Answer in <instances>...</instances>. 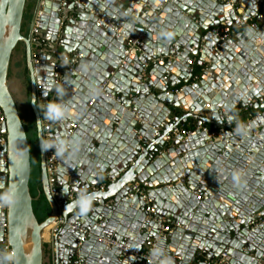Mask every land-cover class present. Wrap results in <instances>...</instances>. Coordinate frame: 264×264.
<instances>
[{
  "label": "water",
  "instance_id": "obj_1",
  "mask_svg": "<svg viewBox=\"0 0 264 264\" xmlns=\"http://www.w3.org/2000/svg\"><path fill=\"white\" fill-rule=\"evenodd\" d=\"M26 5L27 0H0V111L6 136L0 185H15L18 196L14 206L0 208V243L6 224L14 255L4 264L138 263L117 247L108 248L106 239L131 252L153 242L159 255L149 264H207L222 253L227 264H264V104L231 115L264 92V0H45L37 51L22 33ZM214 28L230 37L221 39ZM142 32L140 50L125 55L122 35ZM20 43L49 205L42 221L33 207L31 145L9 82ZM65 55L72 70L60 64ZM191 57L196 58L192 72ZM180 82L181 90L172 92ZM40 102L67 109L63 119L52 121L50 135L67 150L56 198L40 146ZM205 109L210 116L202 115ZM261 111L245 134L236 132L237 120ZM229 117L235 118L229 122ZM187 122L192 135L168 138ZM134 182L144 187L147 200L127 198ZM82 191L96 194L86 213L71 206ZM57 200L67 201L61 215L79 230L65 225L46 243L43 232L59 213ZM147 202L154 213L146 211ZM153 217L180 226L162 237V223ZM84 230L88 234L80 245Z\"/></svg>",
  "mask_w": 264,
  "mask_h": 264
},
{
  "label": "built area",
  "instance_id": "obj_2",
  "mask_svg": "<svg viewBox=\"0 0 264 264\" xmlns=\"http://www.w3.org/2000/svg\"><path fill=\"white\" fill-rule=\"evenodd\" d=\"M165 2H167L168 0H164ZM262 2V1H261ZM45 7V0H38L37 1V5L34 11V16H33V20L31 23V27H30V32H29V36H30V40L32 45H34L36 48H38L39 42H40V38L37 36V32H38V28H39V24H40V19L41 16L43 14V9ZM256 18H262V15L260 13L256 14ZM99 23H101V21H99ZM254 24V23H253ZM252 24V25H253ZM255 25V24H254ZM212 32L215 33H220V29L219 28H214L212 29ZM123 36V41L125 44V51L124 54L125 55H130V51L133 49H139L141 42L145 36V32L139 33V34H135V35H122ZM230 37V33H220V38L221 39H227ZM172 51L175 52L174 48H171ZM37 51V50H36ZM173 57L169 56L167 58V62L171 63L172 62ZM65 60L67 61V67L72 70L74 68L73 64H69V57L68 56H63L62 60H61V65H65ZM39 62L38 56L36 54L33 55V63L36 64ZM145 65H147L146 62H144ZM195 63H196V58L195 59H190L188 64H189V69L192 72L195 68ZM122 64H124V61H122ZM167 79V78H165ZM59 81V76L58 73L55 74V84H57ZM106 82L100 87L99 92L95 95L94 99H92L89 102V105L91 106L96 97L99 95V93L103 90V88L105 87ZM178 89H174L172 90V92L177 93ZM255 103H259V104H264V92H262L260 94V96L258 98L253 99L249 104H247L244 108H240V107H236L233 111V113L231 115L237 116V115H241V114H246L247 112H249L253 105ZM45 104H43L42 102L39 103V108H41L42 106H44ZM40 114H41V118H42V130H43V139L46 142H52L51 140V132L53 129V125H52V121L50 120H46L43 118V113L42 111L39 109ZM261 112H257L255 115L256 117L261 116ZM254 115V116H255ZM255 117V118H256ZM254 118V117H253ZM5 122V116L3 114V112L0 111V150L5 146L6 144V136L4 134H2L1 132V128L3 123ZM243 125H246V122L242 123ZM203 131H207L208 129L205 127H202ZM193 133V129L192 128H184V127H178L175 128L173 130V134L172 136L168 137V138H173L174 136L177 135H182L184 138H187L188 136L192 135ZM158 132L155 134L157 135ZM66 147L65 150L63 152L62 155H57L55 152L54 148H49L48 150L45 151V163H46V172H47V178H48V184H49V189H50V193L51 195L56 198V195L58 194L59 191V187L57 186V176H58V171H59V165L62 161V159L64 158L65 154H66ZM105 183H103L100 186L101 190L105 189ZM131 192L127 195V198H134L135 196H139L140 198L147 200V193L144 189V187L139 183V182H134L131 185ZM97 189V188H94ZM70 198H74V196H70ZM67 201H61V200H57V206L59 208V213L57 214L55 221L53 222V224L49 227V236L47 238L44 237V241L46 243H52L54 237L58 236L61 229L63 228V226L65 225H69L70 229L72 230H79V228L76 225L73 224H68L66 222V220L63 218V216L61 215V209L63 204H65ZM6 208H1L2 211H6ZM146 211H148L149 213H154V207L152 206V204H150L149 202H147L146 205ZM154 220H156L157 222L162 223V227H161V231H160V235L162 237H167V235L171 232H173L175 227H179L180 225L178 223H173L171 222V224L166 223L165 220H159L156 217H153ZM261 223H264V217L260 220ZM258 225V223H256V226ZM5 227V235L4 238L2 240V242L0 243V255L5 256L8 253H12V249L8 243V239H7V233H6V224H4ZM84 236L81 238V242L80 245L82 244V242L86 239L87 236V231H83ZM108 248H113V247H117L118 249L124 251L127 254H130L131 256H134L135 259L138 260L137 264H149L153 261V248L155 246V244L151 241H148L145 243L143 249L141 251H137V252H131L129 250L128 247L123 246L120 243L111 241V240H103L102 241ZM12 261V260H10ZM229 261V257L227 256V254L222 253L221 256L219 258H217L214 261H209L207 262V264H227Z\"/></svg>",
  "mask_w": 264,
  "mask_h": 264
},
{
  "label": "clouds",
  "instance_id": "obj_3",
  "mask_svg": "<svg viewBox=\"0 0 264 264\" xmlns=\"http://www.w3.org/2000/svg\"><path fill=\"white\" fill-rule=\"evenodd\" d=\"M249 35L251 37L252 30H248ZM170 37V34H169ZM65 65L67 61L65 60ZM58 96H63V91L57 87L56 89ZM43 113V118L50 121H56L63 119L67 113V109L63 103L56 102H48L46 105L39 108ZM215 117V116H214ZM235 117H229V122ZM217 121H219L218 117H215ZM37 127L39 128L40 119L37 121ZM248 131V126L243 125L237 120L236 124V132L239 134H245ZM40 146L43 151L48 150L49 148H54L57 155H62L65 150V144L61 140H57L56 142H46L43 139L40 140ZM66 192V189L64 190ZM95 193L88 194L86 192H81L77 199L73 202L71 206L78 207L81 213H86L91 205L92 199L95 197ZM18 199L16 187L13 184H10L7 188H3L0 185V208H11L14 206ZM153 256L159 255L157 250H153ZM14 259V255L12 253H8L0 259V264H4L5 261H10Z\"/></svg>",
  "mask_w": 264,
  "mask_h": 264
},
{
  "label": "rangeland",
  "instance_id": "obj_4",
  "mask_svg": "<svg viewBox=\"0 0 264 264\" xmlns=\"http://www.w3.org/2000/svg\"><path fill=\"white\" fill-rule=\"evenodd\" d=\"M33 16H34V12H33ZM33 20V17H32ZM32 23V21H31ZM28 35V34H27ZM23 55V50L21 48L16 49V51L14 52L13 55V59L17 58V56ZM16 67H22V64L20 63V61L18 63H16ZM21 73V80L23 82V85L26 86V90L23 93V97L24 99H20V97L17 95L16 99L17 102L19 104V111L21 114L22 119L24 120V122L26 121L27 125H28V129H27V133L28 136L30 138L31 141V155H32V184H34L33 186L35 187L37 180L40 178V173H39V168L37 167V159H39V147H38V141H37V134H36V129H35V123L33 120V114L31 112L30 109V89H29V79L27 78V76L24 74L25 70L22 69ZM37 194V190L36 188H34V195ZM45 215H48V211L46 212Z\"/></svg>",
  "mask_w": 264,
  "mask_h": 264
},
{
  "label": "crops",
  "instance_id": "obj_5",
  "mask_svg": "<svg viewBox=\"0 0 264 264\" xmlns=\"http://www.w3.org/2000/svg\"><path fill=\"white\" fill-rule=\"evenodd\" d=\"M34 11H35V9H34ZM30 27H31V23H30ZM29 32H30V28H29ZM32 46H34V45H32ZM34 48H35V51H36V49H40V48H36L35 46H34ZM21 49L23 50V55L21 54L20 56H17V58H14L12 60V65H11L10 73H9V82H10V87H11V90H12L14 96L17 97V95H18L20 97V99H24L25 96L23 97V93L26 90V86L23 85V82L21 80V73L20 72L22 71V69L25 70V67H26L25 65L26 64H25V51H24V47H22ZM191 59H195V57H191ZM19 61L22 64V67L23 68L16 67V63H18ZM182 85H183V83L177 84L176 85L177 87H175L174 89L181 90ZM174 89L171 88L170 90L172 91ZM261 113H262V111H261ZM202 115L210 116V110L209 109H205L204 112H202ZM237 116H239V115H237ZM255 117H256V115L254 116V118H246V117H243V119H241L239 122L241 124L243 122H246V125H247L251 120L255 119ZM33 120H34V117H33ZM180 127L192 128V125H191L190 122H187L184 126H180ZM36 163H37V167L39 168L38 170H39V173H40V153H39V159H37V162ZM45 241H47V238H46ZM191 264H198V262H193Z\"/></svg>",
  "mask_w": 264,
  "mask_h": 264
},
{
  "label": "trees",
  "instance_id": "obj_6",
  "mask_svg": "<svg viewBox=\"0 0 264 264\" xmlns=\"http://www.w3.org/2000/svg\"><path fill=\"white\" fill-rule=\"evenodd\" d=\"M37 1L38 0H27V5H26L25 13H24L23 24H22V33H24V35L29 34L30 23L32 21L33 12H34V9L36 7ZM22 47H23V44L20 43L16 49H19ZM25 75L27 76L26 67H25ZM24 125H25L26 130H27L28 125H27L26 121L24 122ZM28 138H29V136H28ZM29 141H30V138H29ZM30 144H31V141H30ZM30 185H31V189H32V195H33V197H35V199L33 201L34 211H35L39 221H42L46 217L45 214L49 210V205L45 199V196L42 193L40 178L37 180L35 187L33 186L34 184H32V181L30 182ZM34 188H36V190H37L36 195H34Z\"/></svg>",
  "mask_w": 264,
  "mask_h": 264
},
{
  "label": "bare ground",
  "instance_id": "obj_7",
  "mask_svg": "<svg viewBox=\"0 0 264 264\" xmlns=\"http://www.w3.org/2000/svg\"><path fill=\"white\" fill-rule=\"evenodd\" d=\"M51 226V225H50ZM49 226V227H50ZM49 227L47 228V229H45L44 230V232H43V236L45 237V238H48V236H49Z\"/></svg>",
  "mask_w": 264,
  "mask_h": 264
}]
</instances>
